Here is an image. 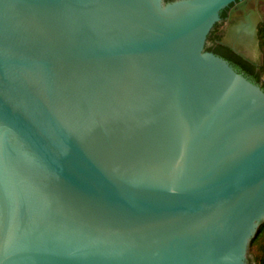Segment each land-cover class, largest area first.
<instances>
[{"label":"water","instance_id":"1","mask_svg":"<svg viewBox=\"0 0 264 264\" xmlns=\"http://www.w3.org/2000/svg\"><path fill=\"white\" fill-rule=\"evenodd\" d=\"M235 2L253 40L264 0H0V264H247L264 90L205 49Z\"/></svg>","mask_w":264,"mask_h":264},{"label":"trees","instance_id":"2","mask_svg":"<svg viewBox=\"0 0 264 264\" xmlns=\"http://www.w3.org/2000/svg\"><path fill=\"white\" fill-rule=\"evenodd\" d=\"M219 27L218 23L213 26L206 39V43L210 44V46H205V49L227 60L238 72L243 73L244 76L264 90V23L259 25L257 31V48L261 54L258 68L219 42L222 36V29L219 31ZM249 251L254 255L255 264H264V221L261 222L257 233L252 238Z\"/></svg>","mask_w":264,"mask_h":264},{"label":"flooded vegetation","instance_id":"3","mask_svg":"<svg viewBox=\"0 0 264 264\" xmlns=\"http://www.w3.org/2000/svg\"><path fill=\"white\" fill-rule=\"evenodd\" d=\"M235 5H236V2L229 4L226 8L221 10L219 14L220 21L218 22V24L221 26V29H222L221 31L222 36L219 42L229 47L237 55L253 63L256 66V68H258L260 66V60L251 54V52L254 49L256 50L258 49L257 48V32L253 40H250L249 36L246 34H235V35L233 34L234 26L241 19L240 15H236L232 17L231 19L229 18L231 9L236 8ZM262 6L263 4L259 3L256 6H254V9L259 10L261 13H264ZM262 23H264V21L262 20L258 22L257 31H258L259 25ZM206 46H210V44L206 43ZM247 261H248L247 264H255L254 257L247 258Z\"/></svg>","mask_w":264,"mask_h":264},{"label":"rangeland","instance_id":"4","mask_svg":"<svg viewBox=\"0 0 264 264\" xmlns=\"http://www.w3.org/2000/svg\"><path fill=\"white\" fill-rule=\"evenodd\" d=\"M260 60H261V54H260ZM263 77H264V74H263ZM249 257H254V255H253V253H251L250 251H249ZM248 257V258H249ZM248 262V261H247Z\"/></svg>","mask_w":264,"mask_h":264}]
</instances>
